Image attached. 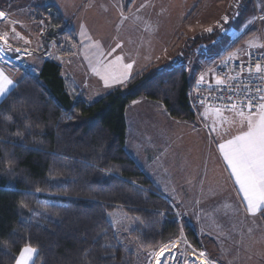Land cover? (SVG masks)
Instances as JSON below:
<instances>
[{
  "label": "crops",
  "instance_id": "1",
  "mask_svg": "<svg viewBox=\"0 0 264 264\" xmlns=\"http://www.w3.org/2000/svg\"><path fill=\"white\" fill-rule=\"evenodd\" d=\"M201 1L6 0L0 7L5 13L0 34L8 32L9 44L21 50L7 51L17 61L26 53L24 48L40 42L39 6L58 10L74 30L76 40L67 54L57 52L54 62L61 66V76L75 101L94 103L154 64L163 70L183 67L190 93L200 85L216 83L218 61L229 56L231 60L243 59L249 50H259L260 32L264 31V12L259 15L257 7L252 6L242 9L241 2L233 8V0H214L229 7L217 11L214 17L207 15L201 21L213 23L204 25L199 21ZM241 18L245 21L237 26ZM249 20H253L250 25ZM117 56L123 57L121 64L134 61L133 67L124 84L105 87L101 79L104 66L117 64ZM36 59L31 56L23 61L37 63L42 69L47 60L41 63ZM0 69L16 82L15 86L23 78L17 80L5 60L0 59ZM201 75L203 83L199 82ZM6 97L0 98V104ZM191 109L192 120H177L160 102L144 97L133 101L126 110V151L182 221L195 230L215 262L264 264V211L253 215L247 210L215 139L238 134V114L220 110L218 115L217 110L204 107Z\"/></svg>",
  "mask_w": 264,
  "mask_h": 264
},
{
  "label": "trees",
  "instance_id": "2",
  "mask_svg": "<svg viewBox=\"0 0 264 264\" xmlns=\"http://www.w3.org/2000/svg\"><path fill=\"white\" fill-rule=\"evenodd\" d=\"M51 8L45 39L59 33L65 55L76 35ZM189 88L183 67L156 64L94 103L71 97L54 61L23 78L0 104V264H15L25 246L37 250L33 264H138L110 221L116 212L131 220L136 250L176 239L175 209L126 151V110L144 97L192 120Z\"/></svg>",
  "mask_w": 264,
  "mask_h": 264
},
{
  "label": "snow or ice",
  "instance_id": "3",
  "mask_svg": "<svg viewBox=\"0 0 264 264\" xmlns=\"http://www.w3.org/2000/svg\"><path fill=\"white\" fill-rule=\"evenodd\" d=\"M3 18H5V13L0 11V19ZM223 19L226 22L228 21L227 16ZM247 23L250 25L253 20H249ZM11 31L16 34L15 27H12ZM207 31L211 32L212 29L209 28ZM0 41L3 42V46H0V54L5 51L17 53L21 51L19 48L13 49L11 44H9L8 32L0 34ZM117 47H120V45L118 44ZM122 60L123 57L117 56V64L109 63L104 66L105 72L101 79L104 81L105 87H112L114 84H124L128 79L134 61L132 63H119ZM229 60H231V56H229ZM255 70L257 73L264 71L259 63L255 65ZM94 71H96L97 75H100L99 71L96 69ZM249 72H251V67H249ZM199 82H204L203 75L199 77ZM15 83L3 69H0V98L6 97L15 86ZM216 84L217 86H224L225 81L217 77ZM260 92L261 90L257 89V93ZM245 93L246 95H251L247 89H245ZM258 99L261 102L255 103L251 98L247 99L246 102H232L227 110L238 114V134L231 135L230 138H224V136L215 138L218 150L226 161L231 175L235 178V184L239 186V193H242L246 208L253 215L259 211H264V94H260ZM217 114H220L219 109H217ZM180 242L191 248L193 252L196 251L192 245L188 244L186 238L181 237ZM180 242H172L162 248L159 252L160 259L157 260V264H167L169 260L174 261L175 264H197L195 259L190 257L183 258L185 257L184 253H180L183 258L181 261L177 260L176 253L170 250L166 252V249H176L178 253ZM36 254L37 250L35 248L25 246L20 250L16 264H31ZM200 255L204 256L205 253L201 252Z\"/></svg>",
  "mask_w": 264,
  "mask_h": 264
},
{
  "label": "rangeland",
  "instance_id": "4",
  "mask_svg": "<svg viewBox=\"0 0 264 264\" xmlns=\"http://www.w3.org/2000/svg\"><path fill=\"white\" fill-rule=\"evenodd\" d=\"M5 1L6 0H0V7L2 6V4ZM37 1H39V0H37ZM233 2H236V4L232 5L233 8L236 7L239 2H241V8L242 9L249 7V6H252V8L257 7V9H258V12H256L257 14L261 15V13L264 12V0H233ZM35 3H36V1H35ZM228 5L229 4L227 3L226 6H221L219 4L218 5L215 4L214 0H202L200 2L199 7L201 6L200 12H203V14H202V17L199 19V21H201V20L204 21L203 18H205L207 15H210V14L213 15L217 11H220L223 8L226 9L227 7H229ZM39 8H40V6H39ZM212 17H214V15ZM259 18L260 17H258V19ZM244 21H245L244 18H241V20H239L236 25L241 26L244 23ZM40 23L42 25L40 26V42H38V46L33 47V48L32 47L24 48L25 52H26L24 54L25 56L21 54V57H19V59L17 61L14 59V57H13L14 55L12 56L8 53V55L12 56L11 58L13 59V61L8 66L11 67V69L15 72V76H16L17 80H19L21 77L25 78L28 74L33 75V76H39V73H40L41 66L39 64L32 63V62L28 63L27 61H26L27 64H25L23 61L24 58L29 59V58H31V56H33V57H36L37 58L36 60H38L40 62L45 61V60H53L54 61V60H57V52H59L58 54H60L59 49L64 48L63 43L61 44V47H59L58 41H60L61 35L59 33L57 34L58 30L56 29V30H54V32L51 33L54 35L57 34V36L55 35V38L47 40L45 38H46L47 34H50V30H49L50 28L48 29V23L46 21H43V22L40 21ZM202 23L204 25H206V24L211 25L213 22H202ZM259 23H261V21L258 22V24ZM214 29L217 30L216 27ZM0 31H1V27H0ZM197 35H201L200 37H207V34H196V36ZM189 37H190V35H189ZM63 41H65V39L63 37H61V42H63ZM51 43H53V45H50ZM61 55H63V54L61 53ZM0 59L5 60L6 58L0 56ZM6 60H8V59H6ZM15 62H17V63H15ZM186 63H188L187 60H186ZM13 65H16V66H13ZM25 65H27V66H25ZM169 67L171 68L173 66L171 65V66H168V68ZM195 73H196L195 69L191 71L192 76ZM194 89L195 88H193L192 90H194ZM178 220H179V222H181V226H180L179 236L176 239L171 240L168 244L166 243V244L162 245L157 250L144 252V250H142V251L136 250V248L134 246V241H132L130 239L129 234H130V231L133 229V225H132L131 220L125 214H122L121 212H116L110 216V221L114 227L116 235L118 236L119 240L125 246L128 247V249L135 252L136 257H137L136 259H137V261H139L138 264H157V260L160 259V257H159L160 250L162 248H165L166 245H169L172 242H180L181 237L186 238L188 244L192 245V247L195 248L196 251L193 252L191 248H188L183 242H180L178 253H177L176 249H168V250L172 251L173 253H176L177 260L182 261L183 258H189L190 257L192 259H195L197 261V264H202L201 260L206 258L210 264H219L213 260L212 256L209 254L208 249L203 244V242H201L199 240L197 245L192 243L191 239L189 238V236L187 234V231L185 229L184 224H182L183 221L179 216H178ZM184 223H186L188 226H190L187 222H184ZM201 252L205 253V255L201 256L200 255ZM180 253H184L185 257L182 258L180 256ZM167 264H175V262L172 260H169L167 262Z\"/></svg>",
  "mask_w": 264,
  "mask_h": 264
},
{
  "label": "built area",
  "instance_id": "5",
  "mask_svg": "<svg viewBox=\"0 0 264 264\" xmlns=\"http://www.w3.org/2000/svg\"><path fill=\"white\" fill-rule=\"evenodd\" d=\"M55 15H57L56 11L50 7L42 16V21H46L50 19V16ZM259 19H262V17ZM2 45L0 44V46ZM260 45L261 48L259 50H249L243 59L218 61L216 73L218 77L225 81L224 86H217L216 83L204 84L191 90L189 93L191 108L204 107L215 110H227L232 102H246L249 98L253 99L255 103L261 102L258 96L264 94V71L257 73L255 65L259 63L264 69L263 30L260 32ZM0 56L8 59H5L7 65L13 61L12 56L8 55L7 51L0 54ZM241 66L243 67L241 68ZM249 67H251V72H249ZM228 77L229 79H227ZM245 89L251 94L250 96L246 95ZM257 89H260L261 92L257 93Z\"/></svg>",
  "mask_w": 264,
  "mask_h": 264
},
{
  "label": "bare ground",
  "instance_id": "6",
  "mask_svg": "<svg viewBox=\"0 0 264 264\" xmlns=\"http://www.w3.org/2000/svg\"><path fill=\"white\" fill-rule=\"evenodd\" d=\"M169 251L168 249H166V252ZM202 264H210L209 261L205 258L201 260Z\"/></svg>",
  "mask_w": 264,
  "mask_h": 264
}]
</instances>
